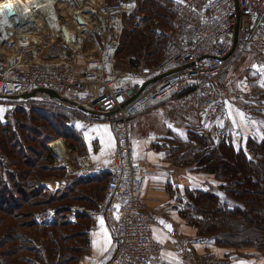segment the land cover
Returning a JSON list of instances; mask_svg holds the SVG:
<instances>
[{
    "label": "built area",
    "instance_id": "built-area-1",
    "mask_svg": "<svg viewBox=\"0 0 264 264\" xmlns=\"http://www.w3.org/2000/svg\"><path fill=\"white\" fill-rule=\"evenodd\" d=\"M136 8L135 0H0V99L24 101L26 93L50 89L67 100L56 102L108 122L115 146L102 165L62 136L46 143L51 165L66 176L108 175L100 206L89 210L111 228L114 251L107 264H163L165 247L143 199L146 174L136 158L132 119L177 101L181 110L201 111L209 136L220 141L231 127L227 100L250 112L255 102L251 92L223 95L217 81L242 55L264 64V0H175L176 25L160 60L122 70L121 37ZM50 210L40 222L50 221ZM81 210L71 206L67 219Z\"/></svg>",
    "mask_w": 264,
    "mask_h": 264
},
{
    "label": "trees",
    "instance_id": "trees-1",
    "mask_svg": "<svg viewBox=\"0 0 264 264\" xmlns=\"http://www.w3.org/2000/svg\"><path fill=\"white\" fill-rule=\"evenodd\" d=\"M105 1L110 5L115 0ZM137 2L145 25L125 28L118 59L154 65L176 25V13L171 0ZM49 101L39 95L24 99L27 108L7 109L0 120V264H80L90 218L80 214L71 223L66 215L74 204L96 209L104 196L107 174L77 178L55 191L41 186L49 177L64 176V169L51 165L46 143L62 136L85 153L83 138L66 123L100 118L81 110L69 115ZM192 128L184 137L174 134L167 140V158L173 157V165L214 175L218 188L185 189L189 205L182 216L203 241L225 252L218 264L235 257L264 264V139L237 141L232 124L220 141L198 126ZM99 144L98 139L91 141L93 157L102 148ZM47 208L55 210L52 221L40 224L37 216Z\"/></svg>",
    "mask_w": 264,
    "mask_h": 264
},
{
    "label": "crops",
    "instance_id": "crops-1",
    "mask_svg": "<svg viewBox=\"0 0 264 264\" xmlns=\"http://www.w3.org/2000/svg\"><path fill=\"white\" fill-rule=\"evenodd\" d=\"M244 57V60L240 63L242 67L244 66V77L242 76V85L240 87L231 88L235 75H231L230 73H225V77L222 79L220 77L217 81L218 88L223 95H232L237 90L251 92L254 95V111L242 110L248 118L245 123L241 124L239 117H236L237 123L235 125L231 123L235 132L234 137L237 138V141L241 140V142L247 137L260 139L264 133V87H261V84L264 83V77H261L257 72V68L264 64L258 62L253 57L247 55H244ZM176 102L177 101H173L172 103L163 104L132 119L136 158L141 162L142 170L146 174V184L143 193V199L147 205L146 211L152 221L156 239L165 247L163 264H207V261L210 260L218 262L219 257L225 252L217 250L212 243L203 241L198 236L197 230L189 225L181 214L184 209H188L189 205V202L186 201L184 196L185 189L211 187L217 189L218 183L214 175L200 173L190 166L183 167L173 165V157L170 158L171 160L167 158V140L171 139L174 134H177L172 130L176 131L179 127V123L182 122L181 126L183 124V119L179 112V110H182L177 106L176 108L174 107V103ZM229 105L232 108L233 114L236 110L241 111L237 109L231 100H227L226 102L227 111ZM196 110L197 114L191 113ZM187 111H189V109ZM188 116L190 117V121L197 123L196 125L199 127V131L206 130L209 135L208 129L210 126L201 111L192 108L190 112H188ZM99 117L100 118L90 119L77 118V121L71 120L74 122L75 126L69 129L74 130L83 138L86 152H88L92 149L90 146L91 141L85 139V133H87V131H85L84 128L85 126L91 128L94 123L98 124L102 121L101 126L105 125L108 128V133L111 137L109 154H104L102 156H99V153L94 154L95 164L102 165L110 161L115 143L106 118L103 116ZM180 119L181 121H179ZM253 121L260 123H253ZM169 125H171V127H169ZM73 149L79 153L76 147H73ZM77 178L79 177L66 176V171L64 170V176L49 177L41 182V186H46L49 189L48 191H55L57 189H63ZM74 205L80 206L82 210L74 214V220L67 219V221L76 223L77 217L80 214H87L90 218L87 230L88 247L82 255L80 264H107L114 251V241L106 217L89 213V210H96L97 208L90 209L83 205ZM54 212L55 210L51 209L45 216V219L49 216L51 218L50 221L40 222L39 217L38 222L40 224L50 223ZM69 212L70 207L68 213ZM114 212L116 214L115 207ZM43 213L46 214V212L43 211L39 214L42 215ZM101 217H103L105 221V228L111 239L109 251L105 252L103 255H101L99 251V248L103 246L99 224V218ZM160 221H163L164 224H161ZM165 224L171 225V231L165 227ZM94 233H96V235H93ZM94 241L96 242L95 247L93 244ZM229 264L262 263L257 258L240 259L235 257L232 258Z\"/></svg>",
    "mask_w": 264,
    "mask_h": 264
},
{
    "label": "rangeland",
    "instance_id": "rangeland-1",
    "mask_svg": "<svg viewBox=\"0 0 264 264\" xmlns=\"http://www.w3.org/2000/svg\"><path fill=\"white\" fill-rule=\"evenodd\" d=\"M135 1H136L137 8H136L135 12L133 13V15L130 18L127 19L126 25H125V28L129 29V30L141 29L145 25L143 23V21H142L143 15L141 13L137 12L138 9H139V4H138L137 0H135ZM174 1L175 0H171L172 7H173ZM173 10H174V8H173ZM174 15H175V13H174ZM172 29H173V27L171 28V30ZM171 30L168 31V37L170 36V31ZM123 58L124 57H122V58L119 57V60H120L119 68L122 69V70L126 69L128 67L127 60H125ZM244 58L245 57L242 55L226 72V74L230 73L231 75H235V77L233 78V82H232V85H231L232 87L231 88H234V87L238 88V87H240L242 85L241 84V79H242V76L244 77V74H243L244 73L243 72L244 66L242 67V65H240V63L244 60ZM239 74H242V75H239ZM48 101H49V99H48ZM49 102H52L54 105H57V106L61 107L62 109L66 110L69 115H72V113L73 114L76 113V111H73V110H71V108H69V107H67V106H65V105H63L61 103L56 102V100H50ZM174 104H175L174 107L176 108L177 102L174 103ZM14 105H16V107L27 108L26 107L27 102H22V101H18V100H4V99H0V108L5 109V111L3 113H0V117L3 118V115H6L9 112V111H6V110L10 109L11 107H14ZM179 112H180L181 118L183 119V124L181 126L182 122L179 123L178 129L176 131L175 130H172V131H174V133H177V135H180L179 133H183L182 137H184L187 131L193 130L192 127L194 125L197 126L196 125L197 123L196 122L194 123V122L190 121V117L188 116V112H190V109H189V111H187V110L180 111L179 110ZM84 113L85 114H89V113H86V112H84ZM191 113L192 114H197V110L196 111H192ZM77 120L78 119L75 118L73 121H77ZM179 121H181V119ZM101 122L102 121H100L98 124L94 123L91 128L89 127L90 129L87 128L88 126L87 127L85 126V128H84V130L87 131V135H85V137H86L85 139L86 140H88V141H92L94 139L100 140V144L97 147V148H99L101 146V144H102V148L99 151V156H102L104 154L108 155L109 151H110V148H111V142H110L111 137H110V135L108 133V128L105 125L101 126ZM93 129H96L98 131H93ZM105 129H107V131H105ZM103 143H104V145H103ZM93 145H95V144L93 143ZM94 148L97 149L96 146H94ZM84 151L86 152V149ZM88 152L91 153V150H89ZM47 209H51V208H47ZM47 209L43 210V212L47 211ZM41 216H42L41 214H38L37 218H39Z\"/></svg>",
    "mask_w": 264,
    "mask_h": 264
},
{
    "label": "snow or ice",
    "instance_id": "snow-or-ice-1",
    "mask_svg": "<svg viewBox=\"0 0 264 264\" xmlns=\"http://www.w3.org/2000/svg\"><path fill=\"white\" fill-rule=\"evenodd\" d=\"M177 3H180L181 0H176ZM8 11L10 12V8L8 9ZM257 72L259 73V75L261 77H264V65L260 66L257 68ZM261 87H264V83L261 84ZM5 111V109L0 108V113H3ZM228 116L229 119L232 121L233 125H235L237 123L236 117H239L240 123L244 124L246 119H248L245 115V113H243L242 111L236 110L235 113L233 114L232 108L229 105V109H228ZM0 119H2V117H0ZM253 123H260V122H255L253 121ZM221 127H223V124H220ZM169 127H171V125H169ZM93 131H98L96 129H93ZM105 131H107V129H105ZM180 135H183V133H179ZM87 135V133H86ZM261 139H264V136L260 137ZM119 205H115V208L117 210V213L119 211ZM115 214V213H114ZM116 215V219H119V215ZM161 224H164L163 221H160ZM99 224H100V229H101V236H102V240H103V246L99 248V251L101 253V255H103L105 252L109 251L110 245H111V239L109 236V233L107 231V229L105 228V221L103 219V217L99 218ZM165 227L171 231V225H166ZM93 235H96V233H94ZM94 247L96 246V242H93Z\"/></svg>",
    "mask_w": 264,
    "mask_h": 264
},
{
    "label": "water",
    "instance_id": "water-1",
    "mask_svg": "<svg viewBox=\"0 0 264 264\" xmlns=\"http://www.w3.org/2000/svg\"><path fill=\"white\" fill-rule=\"evenodd\" d=\"M78 21H79V23L82 22L81 19H80V17H78ZM224 77H225V74H223L221 76V79L224 78ZM140 90L138 91V93H136V96L140 93ZM37 95L42 96L44 98H47L49 100L67 101L66 99L60 98L56 92H54L53 90H50V89H38V90H35V91H32V92H29V93H26V94L22 95L21 98L22 99H29V98L35 97ZM79 109L81 111L86 112V113H89V114L101 116L100 114H96L93 111H91L89 109H86L84 107H79ZM207 264H218V263L217 262H214V263H207Z\"/></svg>",
    "mask_w": 264,
    "mask_h": 264
}]
</instances>
